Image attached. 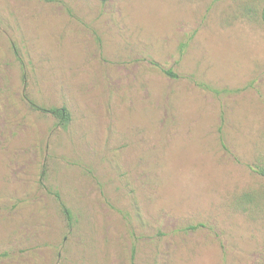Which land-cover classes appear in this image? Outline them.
<instances>
[{"label":"rangeland","instance_id":"1","mask_svg":"<svg viewBox=\"0 0 264 264\" xmlns=\"http://www.w3.org/2000/svg\"><path fill=\"white\" fill-rule=\"evenodd\" d=\"M236 1L0 0V264H264V24Z\"/></svg>","mask_w":264,"mask_h":264},{"label":"trees","instance_id":"2","mask_svg":"<svg viewBox=\"0 0 264 264\" xmlns=\"http://www.w3.org/2000/svg\"><path fill=\"white\" fill-rule=\"evenodd\" d=\"M108 0H100L101 3H106ZM233 13L235 17H243L252 21L261 22L264 24V0H245L236 1L234 4ZM167 73H170L167 71ZM26 97V96H25ZM28 105L36 111L43 113H49L56 119V123L62 128H66L70 120V112L65 106L61 107H44L34 103L28 97L25 99ZM259 172L264 175V169H260ZM45 177L44 168L41 169L40 179ZM62 211L68 217L69 210L66 208L64 203L59 201Z\"/></svg>","mask_w":264,"mask_h":264}]
</instances>
